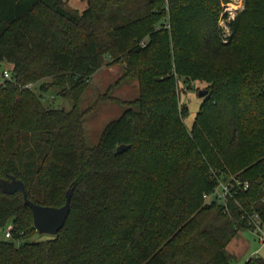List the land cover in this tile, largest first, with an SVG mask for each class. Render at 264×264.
Here are the masks:
<instances>
[{
    "label": "trees",
    "instance_id": "1",
    "mask_svg": "<svg viewBox=\"0 0 264 264\" xmlns=\"http://www.w3.org/2000/svg\"><path fill=\"white\" fill-rule=\"evenodd\" d=\"M78 1L80 16L62 0H0V65L11 66L0 179L21 181L40 207H62L72 189L63 228L35 243L21 195L0 192V230L11 227L0 264H231L246 216L264 224V0H243L227 37L225 0ZM104 63L122 66L137 97L88 147L78 102ZM47 79L71 110L41 102L43 83L23 89ZM180 80L205 86L189 130ZM226 174L247 189L226 208L207 203Z\"/></svg>",
    "mask_w": 264,
    "mask_h": 264
},
{
    "label": "rangeland",
    "instance_id": "2",
    "mask_svg": "<svg viewBox=\"0 0 264 264\" xmlns=\"http://www.w3.org/2000/svg\"><path fill=\"white\" fill-rule=\"evenodd\" d=\"M243 0H225L221 4L222 20L219 22L222 28L224 37L229 35L226 27L227 23L231 22L242 10ZM62 9L74 16H80L85 10L86 5L78 0H62ZM4 70L11 71V66L3 63L0 65V80L1 74ZM123 70L122 66L111 64L104 65L91 78L86 89L79 97L78 109L83 113L82 127L84 131V138L88 147H94L97 144L99 135L103 128L110 122L118 119L122 113L127 110L125 104L134 100L137 97V83L135 80H122ZM121 79V80H120ZM49 86L48 92L43 94L46 106L55 109H63L65 111L71 110V104L68 100H64L57 95V89L51 88L50 80H43L37 85L33 86V91L37 93L39 84ZM178 104L187 108L186 117L183 119V124L189 130L194 122V117L197 110L202 103L203 97H198V92L205 89L203 84L187 83L183 80L178 84ZM228 178H234V175L226 174ZM6 228L0 230V239H3V232ZM240 236L252 243L253 248L259 245L254 242L252 235L248 231L239 232ZM238 233V234H239ZM47 235L34 234L28 242H41L51 239ZM234 241L230 243V248H234ZM254 250V249H253ZM231 256V264H244L249 256L238 260L237 255ZM259 257L264 259V246Z\"/></svg>",
    "mask_w": 264,
    "mask_h": 264
},
{
    "label": "water",
    "instance_id": "3",
    "mask_svg": "<svg viewBox=\"0 0 264 264\" xmlns=\"http://www.w3.org/2000/svg\"><path fill=\"white\" fill-rule=\"evenodd\" d=\"M202 96V92H199L198 97ZM125 149L126 147L120 146L116 149L115 154H121ZM0 192L8 196L14 193L21 195L24 206L28 207L31 212L32 226L35 233L53 238L63 228L69 211V202L72 194L71 188L66 192L65 203L60 208L40 207L32 204L27 198L23 183L13 177L0 179Z\"/></svg>",
    "mask_w": 264,
    "mask_h": 264
},
{
    "label": "built area",
    "instance_id": "4",
    "mask_svg": "<svg viewBox=\"0 0 264 264\" xmlns=\"http://www.w3.org/2000/svg\"><path fill=\"white\" fill-rule=\"evenodd\" d=\"M10 80H11L10 71L4 70L1 74L0 83L2 84L5 81H10ZM33 86L34 85L28 84L24 86L23 89L33 90ZM40 101L44 102V98L42 96L40 97ZM216 182H217V185L215 186V189L209 196H204V200L207 203L212 202L217 205H222L225 208H226L227 200L231 196L230 194L231 190H233L234 187L242 186L243 190L247 189L246 183L241 185L237 180H234L233 178L231 181L227 183L221 182L219 180H216ZM246 222H247L248 232H250L253 235L255 241L257 242L259 246H263L264 245V224H262L261 219L258 216V214L253 213V214L246 216ZM10 232H11V227L10 226L6 227V229L3 232L4 240L11 239Z\"/></svg>",
    "mask_w": 264,
    "mask_h": 264
},
{
    "label": "crops",
    "instance_id": "5",
    "mask_svg": "<svg viewBox=\"0 0 264 264\" xmlns=\"http://www.w3.org/2000/svg\"><path fill=\"white\" fill-rule=\"evenodd\" d=\"M250 233V232H249ZM251 234V233H250ZM252 235V234H251ZM252 238L255 241L253 235H252ZM234 241V248H236V252L233 248H230V243ZM228 246L226 247V252L230 255V257H234L233 255H237L238 256V260H241L243 259L245 256H249L248 260L250 258H253V257H258V258H261L262 260H264L262 257H259L258 254L261 252V250L263 249V246H258L257 248H253L252 246V243L250 241H247L245 239H243L241 236H240V233L237 234V236L231 241ZM257 244V242H256ZM258 245V244H257ZM254 249V250H253ZM247 260V261H248ZM246 261V262H247ZM245 262V263H246ZM244 263V264H245Z\"/></svg>",
    "mask_w": 264,
    "mask_h": 264
}]
</instances>
